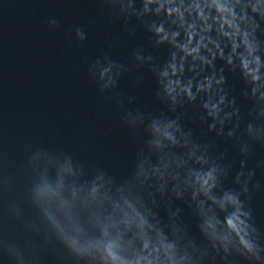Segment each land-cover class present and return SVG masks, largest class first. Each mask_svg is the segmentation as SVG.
I'll use <instances>...</instances> for the list:
<instances>
[{"label": "water", "instance_id": "water-1", "mask_svg": "<svg viewBox=\"0 0 264 264\" xmlns=\"http://www.w3.org/2000/svg\"><path fill=\"white\" fill-rule=\"evenodd\" d=\"M0 264H264V0H0Z\"/></svg>", "mask_w": 264, "mask_h": 264}]
</instances>
